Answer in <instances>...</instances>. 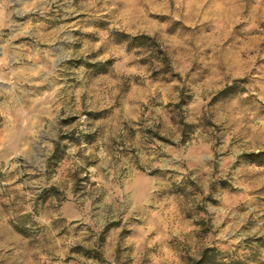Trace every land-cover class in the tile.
<instances>
[{
	"label": "clouds",
	"instance_id": "clouds-1",
	"mask_svg": "<svg viewBox=\"0 0 264 264\" xmlns=\"http://www.w3.org/2000/svg\"><path fill=\"white\" fill-rule=\"evenodd\" d=\"M261 44L264 0H0V264H74L120 219L104 264H199L213 217L264 234V107L221 95Z\"/></svg>",
	"mask_w": 264,
	"mask_h": 264
},
{
	"label": "rangeland",
	"instance_id": "rangeland-1",
	"mask_svg": "<svg viewBox=\"0 0 264 264\" xmlns=\"http://www.w3.org/2000/svg\"><path fill=\"white\" fill-rule=\"evenodd\" d=\"M152 18L155 19L156 17L153 16ZM100 26L106 27V24H101ZM147 43L148 41H145V43L141 45H134L133 42V45L143 46ZM260 48L264 50V44H261ZM256 64L257 68H253L252 70L253 75L246 77L243 80L233 82L232 84L235 85V91H233L232 93L221 94L222 97H225L228 100H236L239 98L241 107L247 108L248 110H255L254 106L256 104L264 107V99H262V97H264V59H258L256 61ZM111 67V65H106L103 67L98 65L96 70L101 74H107ZM257 69H259V71ZM226 86L228 85H225V87ZM128 91L132 92L133 89L129 87ZM245 94H247L246 99L244 98ZM157 138L161 139L163 143H168V141L162 137ZM89 140L90 142H94L92 138H89ZM245 159L248 161L246 167L264 166V154H261L259 156L252 155L250 157H246ZM4 167V162L0 160V181H9L12 179V176L14 174L9 173L8 175H5L3 171ZM249 179L252 181H256L259 179V177L252 176L249 177ZM261 190L264 191V189ZM238 195H240L239 192L230 191L229 187L226 186L221 192L219 199L223 201L228 197H235ZM258 203L259 205H264V200H261ZM261 219H264V217H261ZM214 223L215 217H213L212 221H208L206 223L205 231L201 236L202 240L208 241V244L203 248V250L205 248H212L213 250H209L207 256L201 259L199 261V264H264V234L258 233L255 236L248 235L247 239L242 245L232 248L226 241H217V232L213 227ZM179 226L180 225H178V227ZM128 228H130V225H126L123 219H120L119 222L116 223H109L108 226L104 228L99 237L102 245L99 250L89 249L83 246L74 247L70 250L71 254L68 257V261L74 262V264H84L85 261H94V264H104L106 252L103 245L107 244L109 238L113 235V233H119L122 229ZM255 228L256 223L249 222L246 226L243 227L242 230L244 233H250ZM80 230L81 229H77V232H79ZM23 231L27 232L26 229H24ZM87 231L92 232V227L89 226ZM131 235L132 233L128 231L127 235H125V239H127Z\"/></svg>",
	"mask_w": 264,
	"mask_h": 264
},
{
	"label": "trees",
	"instance_id": "trees-1",
	"mask_svg": "<svg viewBox=\"0 0 264 264\" xmlns=\"http://www.w3.org/2000/svg\"><path fill=\"white\" fill-rule=\"evenodd\" d=\"M136 41H138V42H136ZM136 41H134V45H141V44L145 43V41H147V40L144 39V38H141V39H138ZM135 43H137V44H135ZM234 87H235L234 84H231V85L226 86L225 87V91L222 94L232 93L233 91H235ZM209 250H213V249L212 248H205L203 250V252H202V259L207 256V253H208Z\"/></svg>",
	"mask_w": 264,
	"mask_h": 264
}]
</instances>
